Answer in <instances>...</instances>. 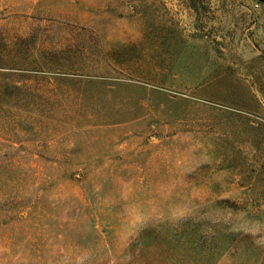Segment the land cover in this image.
<instances>
[{"label": "rangeland", "instance_id": "obj_1", "mask_svg": "<svg viewBox=\"0 0 264 264\" xmlns=\"http://www.w3.org/2000/svg\"><path fill=\"white\" fill-rule=\"evenodd\" d=\"M0 264H264V0H0Z\"/></svg>", "mask_w": 264, "mask_h": 264}]
</instances>
